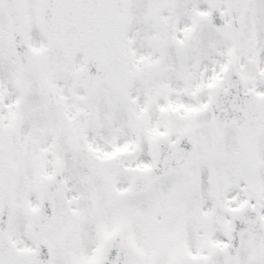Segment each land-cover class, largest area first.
<instances>
[{
    "label": "snow or ice",
    "instance_id": "obj_1",
    "mask_svg": "<svg viewBox=\"0 0 264 264\" xmlns=\"http://www.w3.org/2000/svg\"><path fill=\"white\" fill-rule=\"evenodd\" d=\"M0 264H264V0H0Z\"/></svg>",
    "mask_w": 264,
    "mask_h": 264
}]
</instances>
